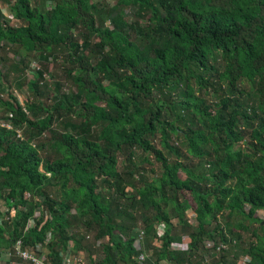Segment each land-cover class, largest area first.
I'll use <instances>...</instances> for the list:
<instances>
[{
  "label": "trees",
  "instance_id": "obj_1",
  "mask_svg": "<svg viewBox=\"0 0 264 264\" xmlns=\"http://www.w3.org/2000/svg\"><path fill=\"white\" fill-rule=\"evenodd\" d=\"M0 110V254L264 264V0H0Z\"/></svg>",
  "mask_w": 264,
  "mask_h": 264
},
{
  "label": "built area",
  "instance_id": "obj_2",
  "mask_svg": "<svg viewBox=\"0 0 264 264\" xmlns=\"http://www.w3.org/2000/svg\"><path fill=\"white\" fill-rule=\"evenodd\" d=\"M7 128L10 129L11 127L7 126ZM4 209L6 208L3 207L0 210H2V212L6 211ZM256 215L259 219L264 221L263 210L258 211ZM143 239H144V232L142 231L139 233L138 240L136 242L137 247L139 249L142 246L141 244L143 242ZM183 242L186 243L187 240L184 238ZM221 247L226 248L225 245H221L220 247H218V250H220ZM179 248H182V246H180ZM205 248L210 250L213 248V244L211 242H206ZM40 252H41L40 246H38V248L34 252L33 250H29V249L24 250L21 247V242H18L16 245L12 246L9 250H6L0 254V264H51L47 261L46 256L43 254V252L41 253ZM139 259L140 261H145L146 257L144 254H141ZM82 261H83V256L77 258L67 257L64 260L63 264H81ZM243 264L245 263L243 262Z\"/></svg>",
  "mask_w": 264,
  "mask_h": 264
},
{
  "label": "rangeland",
  "instance_id": "obj_3",
  "mask_svg": "<svg viewBox=\"0 0 264 264\" xmlns=\"http://www.w3.org/2000/svg\"><path fill=\"white\" fill-rule=\"evenodd\" d=\"M105 1H110V0H105ZM2 12L4 13L5 16H7V17L9 18L10 22L12 21V23H14V19L11 18L12 16H11V14H10V12H9L7 6L2 7ZM32 56H33V55H32ZM32 58L36 59V56H33ZM33 66H34V64H30V67H31V68H32ZM29 77H30V76L27 75V77H26L25 80H27V78H29ZM13 78H15L14 75H13L12 78H11V81H12V82L14 81ZM6 84L8 85L7 82H6ZM14 86H15V85L11 86V87H12L11 89H7L6 93H4L3 96H2V99L5 100V101L10 100V92H11V90H12V94H13V96H15L17 99H19L20 102H23V101L25 100V98L28 96V93H27V91H26V86H24L23 89H22L21 91L18 90V89H16ZM7 87H8V86H7ZM50 87H51V86H50ZM65 88H66V87H64L63 90H66ZM0 112H1V110H0ZM0 122H2V121H1V114H0ZM3 207H5V206L2 205V203L0 202V209H2ZM190 213H191L190 211H187V212H186V214H187L188 216H189ZM12 215H13V213H12ZM189 217H190V216H189ZM31 221H32V220H30V222H31ZM189 221H190V222H195V220H194L193 217H190ZM220 222H223V219H220ZM247 235H248V234H247ZM247 235H246V236H247ZM246 236H245V237H246ZM91 241H92V240H91ZM243 262H244V261H242L241 264H242Z\"/></svg>",
  "mask_w": 264,
  "mask_h": 264
},
{
  "label": "clouds",
  "instance_id": "obj_4",
  "mask_svg": "<svg viewBox=\"0 0 264 264\" xmlns=\"http://www.w3.org/2000/svg\"><path fill=\"white\" fill-rule=\"evenodd\" d=\"M264 222V221H263ZM139 235V234H138Z\"/></svg>",
  "mask_w": 264,
  "mask_h": 264
},
{
  "label": "water",
  "instance_id": "obj_5",
  "mask_svg": "<svg viewBox=\"0 0 264 264\" xmlns=\"http://www.w3.org/2000/svg\"><path fill=\"white\" fill-rule=\"evenodd\" d=\"M263 224H264V222H263Z\"/></svg>",
  "mask_w": 264,
  "mask_h": 264
}]
</instances>
